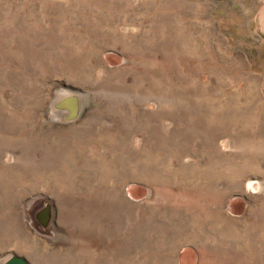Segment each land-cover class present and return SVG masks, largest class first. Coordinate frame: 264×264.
<instances>
[{"label":"rangeland","instance_id":"obj_1","mask_svg":"<svg viewBox=\"0 0 264 264\" xmlns=\"http://www.w3.org/2000/svg\"><path fill=\"white\" fill-rule=\"evenodd\" d=\"M0 145V264H264V0H0Z\"/></svg>","mask_w":264,"mask_h":264},{"label":"water","instance_id":"obj_2","mask_svg":"<svg viewBox=\"0 0 264 264\" xmlns=\"http://www.w3.org/2000/svg\"><path fill=\"white\" fill-rule=\"evenodd\" d=\"M58 109H66L68 111L67 120H73L80 114L81 102L77 94L67 95L56 103ZM52 217V206L47 204L37 215L38 221L43 226L50 224ZM3 264H31L30 261L23 255L10 254L7 256Z\"/></svg>","mask_w":264,"mask_h":264},{"label":"bare ground","instance_id":"obj_3","mask_svg":"<svg viewBox=\"0 0 264 264\" xmlns=\"http://www.w3.org/2000/svg\"><path fill=\"white\" fill-rule=\"evenodd\" d=\"M30 142L28 141V139L27 140H25L24 141V144L26 145V144H29ZM1 147H2V145H0V149H1ZM55 160V159H54ZM61 163V162H60ZM11 178H13V179H15L16 181L18 180V178L17 177H11ZM71 183L72 184H75L72 180H71ZM13 234V233H12Z\"/></svg>","mask_w":264,"mask_h":264}]
</instances>
